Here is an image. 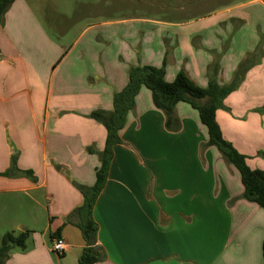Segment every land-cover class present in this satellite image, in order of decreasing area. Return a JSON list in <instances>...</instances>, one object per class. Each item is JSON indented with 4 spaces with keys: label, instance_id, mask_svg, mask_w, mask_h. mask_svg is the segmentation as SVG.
<instances>
[{
    "label": "crops",
    "instance_id": "crops-1",
    "mask_svg": "<svg viewBox=\"0 0 264 264\" xmlns=\"http://www.w3.org/2000/svg\"><path fill=\"white\" fill-rule=\"evenodd\" d=\"M145 1L141 16L61 29L48 20V0H15L5 13L0 243L6 233L27 234L5 264H78L86 245L76 185H94L100 160L88 150L102 152L107 137L89 115L113 112L131 68H162L166 82L183 71L200 88L210 78L223 87L249 56L254 65L216 121L248 166L264 172V117L233 114L264 107V0ZM134 103L93 209L105 255L97 264H262L264 209L242 198L239 172L208 146L197 111L177 104L180 129L169 132L148 89ZM58 237L61 256L51 250Z\"/></svg>",
    "mask_w": 264,
    "mask_h": 264
},
{
    "label": "trees",
    "instance_id": "trees-1",
    "mask_svg": "<svg viewBox=\"0 0 264 264\" xmlns=\"http://www.w3.org/2000/svg\"><path fill=\"white\" fill-rule=\"evenodd\" d=\"M15 0H0V28L7 10ZM254 65L249 56L241 62L234 72L229 85L220 87L210 78L206 88L198 87L183 71H180L172 82L164 79V70L151 66L131 68L126 87L113 97V112L94 111L89 118L104 126L107 131L106 145L102 152L89 149L96 154L100 167L95 171V183L92 187L76 185L83 196L82 206L75 214L82 216L77 227L81 230L85 249L78 264H97L105 258L101 248H97L98 227L93 219V209L98 196L105 186L108 169L112 160V149L121 143L118 132L124 128L126 116L134 111L135 97L142 87L151 92L154 107L165 117V129L177 132L179 122L174 116L179 103L188 104L197 111L201 124L207 129L208 146H214L220 152L224 162L232 165L239 172L244 188L242 198L264 209V172L253 170L247 164V157L239 153L231 143L224 140L216 121L217 110L223 108V101L233 93L242 82L246 72ZM14 162V160H13ZM33 179L30 172L23 173ZM26 233H6L0 243V264H5L15 250H24ZM262 264H264V239L262 243Z\"/></svg>",
    "mask_w": 264,
    "mask_h": 264
},
{
    "label": "rangeland",
    "instance_id": "rangeland-1",
    "mask_svg": "<svg viewBox=\"0 0 264 264\" xmlns=\"http://www.w3.org/2000/svg\"><path fill=\"white\" fill-rule=\"evenodd\" d=\"M163 1L157 0L156 2L162 4ZM48 4L50 9L48 10V20L50 24L55 25L57 23L60 29L62 27L68 28L72 25L82 26L83 24L99 20L116 19L126 16H141L146 12L143 10V6L147 7V1L145 0H48ZM190 10L193 11V9ZM60 15L65 17H61ZM156 15H158V18H164L166 16V14L159 12H156ZM233 114L235 116L234 118L242 122L247 119H256L253 117L254 114L262 118L264 117V107L256 111H241ZM248 134L247 136H251ZM255 152V154L259 153L258 150Z\"/></svg>",
    "mask_w": 264,
    "mask_h": 264
},
{
    "label": "built area",
    "instance_id": "built-area-1",
    "mask_svg": "<svg viewBox=\"0 0 264 264\" xmlns=\"http://www.w3.org/2000/svg\"><path fill=\"white\" fill-rule=\"evenodd\" d=\"M51 250L57 256L63 255L64 252L66 251V243H65V241L62 238H60V237L55 238L52 241Z\"/></svg>",
    "mask_w": 264,
    "mask_h": 264
},
{
    "label": "water",
    "instance_id": "water-1",
    "mask_svg": "<svg viewBox=\"0 0 264 264\" xmlns=\"http://www.w3.org/2000/svg\"><path fill=\"white\" fill-rule=\"evenodd\" d=\"M21 231H23L24 232V229L23 230H21ZM98 248V247H97Z\"/></svg>",
    "mask_w": 264,
    "mask_h": 264
}]
</instances>
